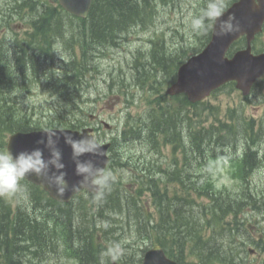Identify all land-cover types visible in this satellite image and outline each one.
Listing matches in <instances>:
<instances>
[{
  "label": "rangeland",
  "instance_id": "1",
  "mask_svg": "<svg viewBox=\"0 0 264 264\" xmlns=\"http://www.w3.org/2000/svg\"><path fill=\"white\" fill-rule=\"evenodd\" d=\"M21 2L22 0H0V22L4 24L6 34L12 38L25 37L29 31L33 30V27L27 21L32 20V18L37 19L38 11L30 9L31 12H29L30 14L26 18L27 21L21 20L20 16L15 14L14 17L10 18V20L14 21L8 25L6 24L4 20L5 14H14L18 12ZM204 4H206V0H129V6H131L132 9L131 11L130 9L127 11V13L129 12L127 16L131 19L137 17L134 20H139L142 23L137 24L135 27L132 25L133 28L130 30H123V32L120 33L122 39H117L115 42L109 41L106 45V48L109 49V53H107L109 59H101L97 52L93 55L92 49L88 47L89 44L83 41V44L87 48L86 53L88 52V54L84 55L82 52L74 50L78 58L82 57L81 60L84 62L82 69L87 73L83 80H81L80 68L75 63L69 65L65 56L62 60L58 53L69 55L71 51L70 46L79 41L82 34L89 37V34L92 32V26L83 25L78 32L70 30L69 26H65L64 34L67 38L58 41L61 35L57 34L55 37L48 36L43 38L40 43L44 44V48L48 51L50 57H56L57 60L64 61L61 72L68 73L69 77H71L68 82L69 84L71 83L69 86L81 87L86 91L84 95L82 94L78 103H80L82 99L93 101L94 98H98L95 94L96 88H101L104 92H107V88L109 89L110 94L102 98L97 107L93 105H88L86 107L88 112L83 114L85 116V121L90 120L92 122V117L89 114L97 113L101 118L107 120L115 131L119 116L121 115V127L125 126L127 117L129 119L130 128L137 131L145 128L144 131L147 135L143 136V139L141 138V142H143L152 135L151 128L154 123H158L156 120L151 123L153 109L158 105H161L164 110L166 107H170L174 118V124H183L180 128L175 125L173 128L177 129L178 133L180 129H182L184 138L186 139L185 148L181 149L178 153L179 157L182 163L185 162V159L190 160L192 166L188 170L190 174L187 179L168 197L167 204L170 206V203L175 201L176 198L185 191L187 185H192L188 189V198L190 200L194 199L195 201H206V203H209L211 198L197 193L193 189L197 186H200L202 189L201 182L203 181L207 184L213 183L215 185L218 191H214L213 193L223 194L225 190L226 196L222 197V199L218 198L219 205H222V207L234 206V210L238 212H232V214L227 215L228 217L226 220L231 222V226H228L226 228L227 230H224V234H222L224 243L219 245L213 241H206L207 247L212 249L214 253L220 254L219 260L221 257H225L228 260L230 257L243 255L254 264H264V248H262L263 250L258 248V253L251 255L248 250L251 248L256 249V246L245 239L247 235H251V238L255 241H258V238L261 237V245L264 247V220L263 214L261 213L264 210V201L260 199L258 202L254 201L252 205V201H248L247 203L246 200L248 196L243 187L244 179L236 177L232 171L233 168L231 164L228 160H225V158L228 159L230 153L235 154L236 151L241 153V148L239 147L245 142L257 144L263 141V149L260 148L264 152V86L260 88L261 94L256 102H248L249 99L243 97L242 94L235 89L218 90L214 92L211 97L206 99L204 103L198 106L186 104L175 97H169L165 94L166 86L170 83L171 73L167 74L164 72L162 70L163 65L158 62L163 61V56L166 58L169 55L176 56L180 53L179 44L183 41L182 38H180L182 35H184L186 41L184 44L185 54L184 56H180V58L183 57L182 59H185L188 55L193 53V49L198 46H200V48L203 46L201 42L206 39L207 34L202 33L201 37L198 39L195 33L187 29L184 20L189 12L194 14L198 13ZM116 7H118V5ZM36 8H38L37 5ZM25 9L28 8L24 6L23 11ZM109 9L110 8H107V10ZM120 12L125 13L123 9ZM143 27L148 28L141 30ZM132 32H134V35ZM69 37L72 39H68ZM258 41H264V34L259 37ZM10 45L11 43H6V45L4 44L3 46L6 50ZM65 47L67 48L64 50ZM11 55L14 56V53ZM7 58H10L9 55H4L3 59ZM57 60H55V68L61 65L60 61ZM98 62L101 63L98 64ZM29 64L27 59L25 68L29 66ZM67 65L68 70L64 71ZM0 67L3 68L2 71H8L9 74L10 71L14 73V70L19 69L16 61L12 58H10L8 62H1ZM173 68L174 67L171 69L173 70ZM136 69L140 70L139 75H136ZM119 72L123 73V79L116 78V74ZM112 74L115 75L114 78H112ZM172 79L173 77L171 80ZM261 82L264 83V79ZM87 85L90 86L88 87ZM114 90H117V92H113ZM42 94L47 93L42 92ZM45 96L46 95L40 97L35 108L36 114L46 111L48 107H53L46 103L47 100ZM73 101L74 100H72V102ZM72 102L69 103L66 108V118H64V120L68 119L69 121V119H72L74 121L83 122L81 118L82 112L79 113ZM54 119L57 123L59 122L55 113ZM47 121L48 120H44L42 122L43 125ZM231 125L233 128L228 130L227 128ZM247 125L248 129H245ZM58 126L63 127L60 124ZM192 128L204 130V137L200 142V149L196 147V144L189 135V131ZM218 134H224L226 136L224 141L225 146L217 144ZM229 136L231 138L233 137L231 141H228ZM208 140H210L214 146H208ZM129 143L130 147L133 148L132 151L137 152V148L133 145L134 141H130ZM207 153H209V155L205 160L204 156ZM255 168L259 169V172L251 173L253 186L256 190L261 192L264 191L263 156L256 162ZM110 171L115 174L117 179L123 178L125 180L127 177H129V179L131 177L129 170L125 171L123 168L118 167L117 164H115L113 170L110 169ZM194 174L202 177L197 178L193 183L192 175ZM129 179L125 180V186L123 184V190L128 193L137 187L131 183ZM18 194L32 199H34L36 195L26 187H23V191ZM29 194H31L32 197H30ZM113 196L122 206L123 203L118 196ZM107 197L108 199L86 197L84 200L76 198L71 205L63 207V210L68 211L69 215L66 212H61L58 209L54 210L53 207H49L55 215L54 217H57L56 222H58L59 225L56 229L55 222L49 230V235L53 239L52 245H57L59 248L57 252L48 250L41 252L37 251L45 247L42 243L44 237L42 227L35 222L33 217L26 218L23 216L18 229H22L23 223L25 224V234L32 233L40 236L37 240V247H34L38 255H36V259L33 263L40 262L44 258L46 259L44 261L46 264H64L66 262L65 250L68 249L67 241L57 236L62 235L66 230H70L74 235H72L70 239L72 240V244L77 242L86 246L88 243V236L90 235H93L95 238H104V232L100 228V226L104 225L109 228L114 227V236L117 237L114 241L121 244L124 253H128L129 249L135 246L134 244L140 240L138 236L131 237L132 231L138 232L137 226L129 227V222L132 223L133 220L129 219V222L124 223L127 221L125 218L116 225L115 218L119 216L118 211L121 207H115L113 202L109 200L110 196ZM142 201L146 206L150 205L147 192L143 194ZM24 204L26 207L29 204L26 198L24 199ZM217 204L216 206L212 204L205 212L211 216L212 210L217 207ZM179 207H182L184 210L188 208L185 205ZM0 219L1 222L4 220L5 227L4 230H2L5 232L7 227H9V212L7 209L0 211ZM235 224L239 225V233L233 230L236 227ZM168 230L173 232L171 228ZM168 230L163 231L164 236L169 245L177 249V242L180 237L176 235V232H178V235L182 234L180 230L174 229L176 236L174 237V232L169 234ZM151 235L154 237L158 235V232L153 231ZM164 236L162 240H164ZM208 237L209 235H207V238ZM13 240L14 239L9 242V245L11 244L10 249L19 248L22 251V253L16 255L15 260L19 261L22 256L23 264H30L26 262L25 257H23L26 256L28 248L19 246L26 245L27 240L24 238L19 242ZM48 249L52 250V247ZM102 252L103 250L100 251V253ZM184 256L187 260L191 261L192 264H200V260L202 258L205 259L204 247L187 248ZM6 264H12V262H7Z\"/></svg>",
  "mask_w": 264,
  "mask_h": 264
},
{
  "label": "clouds",
  "instance_id": "2",
  "mask_svg": "<svg viewBox=\"0 0 264 264\" xmlns=\"http://www.w3.org/2000/svg\"><path fill=\"white\" fill-rule=\"evenodd\" d=\"M229 0H206V4L198 13L189 12L184 20L187 29L196 34L206 33L209 28L215 27L217 36H228L238 32L241 25L234 14L224 19ZM63 60L64 56L58 53ZM63 136L64 143L71 148V158L75 164V174L80 177L77 184L72 185L76 190L82 186H92L99 189H109L116 180L115 174L100 167L93 159H81L85 156H102V149L98 141L89 135L74 138L68 133L47 129L36 143L40 145L31 150L13 154L9 150L0 151V196H11L23 191L21 182L25 177L35 176L54 188L59 195L68 189L66 164L63 162V151L59 147ZM47 151L48 155H45ZM123 255L120 243L108 245L101 253L103 258L108 257L113 264Z\"/></svg>",
  "mask_w": 264,
  "mask_h": 264
},
{
  "label": "water",
  "instance_id": "3",
  "mask_svg": "<svg viewBox=\"0 0 264 264\" xmlns=\"http://www.w3.org/2000/svg\"><path fill=\"white\" fill-rule=\"evenodd\" d=\"M60 1L69 10L77 14H85L87 11V0ZM246 1L248 0H245V2ZM243 4L244 2H241L240 5H237V9L234 10L233 13L237 11L243 12L244 8H248L249 10H254L257 12L254 22H257L258 24V22H261L264 19V9L262 7L257 8L254 4V0H249L247 5ZM233 37L234 34L223 37L217 36L214 31L212 40L204 50V52L190 59V61L182 67L183 70L180 71L179 81L177 84L171 87L170 91H187L192 99H196L197 93H208L212 89L220 86L227 81L236 80L238 81L237 86L243 89L244 93H247V85L249 86V84H251V82L255 79L254 75L256 74V71L258 72L260 71V69H254L253 74H250L244 70L243 65L238 57H234L232 59L225 57V53L228 50ZM78 138L79 137L77 136V139ZM59 147L63 151V162L66 164V168L64 170L67 172L66 179L67 181H71L72 183L77 184L80 177L76 176L75 174V164L73 163L71 158V148L64 143L62 135ZM98 157L85 156L81 159H93L100 167H102ZM104 164L105 163H103V165ZM86 187L92 188V186ZM70 189L72 190V188ZM51 194L57 197L54 189L51 190ZM163 255L164 254L161 250L157 255L150 254L146 257V261L144 264H153L149 261H154L155 257H159V259L156 261V264H165L167 261L163 257Z\"/></svg>",
  "mask_w": 264,
  "mask_h": 264
},
{
  "label": "trees",
  "instance_id": "4",
  "mask_svg": "<svg viewBox=\"0 0 264 264\" xmlns=\"http://www.w3.org/2000/svg\"><path fill=\"white\" fill-rule=\"evenodd\" d=\"M138 1V0H137ZM108 0H101L100 1V5H104L107 6ZM118 5V7H116ZM30 7L31 10L34 11H38V9L36 8V4L33 0H22L21 4H20V10L19 12L23 11V7ZM108 8H110L109 10H103L100 11L101 13H98L96 11H93L91 16H90V21L92 23V27L91 30L92 32L89 34V37L85 36V35H81L80 37V41H83L87 44H89V48L92 49V51L96 50L98 47H104L105 45H107L109 43V41H116L117 39H122L121 38V34L123 32V30L128 29L130 30L131 28L137 26L134 24H137L141 21H136L134 19H136L137 17H135L134 19H131L129 16H127V11L130 9H132L131 6H129V0H114L110 5H108ZM124 10L125 13L120 12L121 10ZM37 18L40 20L38 21V25L39 27H37L38 32H49L52 35L53 34H60L61 37L59 40H63L65 37V34L63 33L62 29L63 25H58L55 20L56 18H58L56 16L55 13H53V11H51L48 16L46 17L45 14L43 12H39L38 11V15ZM133 25V27H132ZM68 39H72V38H68ZM56 45V44H55ZM11 46V45H10ZM10 46H8V48L5 50L8 54L9 57L12 58L14 61H16V64L18 65V67L20 69L22 68V62H26V60L28 59L30 64H33L34 61H37L38 63H44L46 69L48 70V72L50 74H54L57 72L56 68H55V59L50 57L48 54H45V52L43 51L42 47H40V45L35 46L36 49L33 54H25V52H22V48H14L16 50L14 51H10L9 49ZM67 47L64 48V50ZM5 49V47H4ZM34 48L32 49H27L28 51H33ZM10 52V53H9ZM14 53V56H12L11 54ZM162 59H165V57L163 56ZM68 63L69 65L72 64V60L70 58H68ZM163 64H166V61H163ZM0 70L2 71L3 68H0ZM68 70V65L67 68L64 71ZM70 70V68H69ZM16 72V70H15ZM137 73H139V69H137L136 71ZM68 74V73H67ZM15 77V76H14ZM71 78V77H70ZM11 71L10 74L8 71L6 72H1L0 73V87H3L2 84H6L9 83L11 80ZM78 90L79 87H78ZM3 100L0 97V111H2V104ZM159 114L160 117L158 116V120L157 119H153L151 120V123L154 122V120H156L158 123H154L153 127L151 128V133L153 135H157V133H161V132H165V134H168L169 128L171 126V122L167 119V115L164 113V111L159 110ZM165 125H167L165 127ZM168 130V131H167ZM181 141L184 143L183 138H181ZM159 208L162 209V205H159ZM144 212H146V210L143 208ZM179 218L181 220V224H185L186 226H188L189 223V218L186 216V214L179 212ZM168 216V213L166 214V216L163 218V220H166V217ZM71 223V222H70ZM25 224L22 223V229L19 230L20 234L24 235V238L26 239L28 236H25ZM72 226V223H71ZM74 227V226H73ZM72 227V228H73ZM178 229L180 230V232H184V228H181L179 226H177ZM182 232V233H183ZM184 234V233H183ZM8 240V235H4V241ZM17 250L18 248L15 249V253L12 259V264H17V260H15L16 255H17Z\"/></svg>",
  "mask_w": 264,
  "mask_h": 264
}]
</instances>
